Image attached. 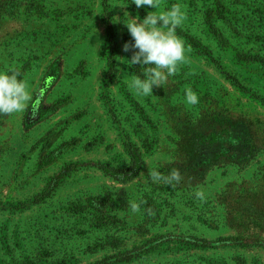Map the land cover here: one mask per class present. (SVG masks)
<instances>
[{"label": "rangeland", "instance_id": "obj_1", "mask_svg": "<svg viewBox=\"0 0 264 264\" xmlns=\"http://www.w3.org/2000/svg\"><path fill=\"white\" fill-rule=\"evenodd\" d=\"M173 4L188 63L137 96L124 13ZM10 69L39 108L0 115V264H264V0H0Z\"/></svg>", "mask_w": 264, "mask_h": 264}, {"label": "clouds", "instance_id": "obj_2", "mask_svg": "<svg viewBox=\"0 0 264 264\" xmlns=\"http://www.w3.org/2000/svg\"><path fill=\"white\" fill-rule=\"evenodd\" d=\"M132 3L137 8L146 6L160 9L162 0H132ZM124 15L128 17L125 25L134 43H124L122 51H132L131 59L128 60L131 65L146 66L143 73L145 78L131 76L128 87L137 96H149L153 94L154 87H163L169 77L177 74L180 65L188 63L184 42L176 33V29L186 19V13L182 11L180 4H173L168 10L149 11L142 21L138 17L130 18L127 12ZM20 76L21 73L17 69L0 72V115L11 116L24 112L29 109L30 102L33 116L38 112L39 104L31 95L28 83L20 79ZM185 100L189 105L199 103L197 93L190 86L185 88ZM148 174L153 182L170 186L183 180L179 169L176 168L168 175H163L155 169L150 170ZM195 196L201 201L205 199L203 191H197ZM129 207L133 213L140 211V205L135 201L129 202ZM147 212L154 215L151 208H148Z\"/></svg>", "mask_w": 264, "mask_h": 264}, {"label": "trees", "instance_id": "obj_3", "mask_svg": "<svg viewBox=\"0 0 264 264\" xmlns=\"http://www.w3.org/2000/svg\"><path fill=\"white\" fill-rule=\"evenodd\" d=\"M112 44L114 45V41L111 39ZM112 59V64H113ZM128 153L130 157V163L128 166V176L129 178L132 177L136 172L140 169L141 164H142V154L139 151L137 147H135L133 144L128 146ZM256 211H253V214H255Z\"/></svg>", "mask_w": 264, "mask_h": 264}]
</instances>
